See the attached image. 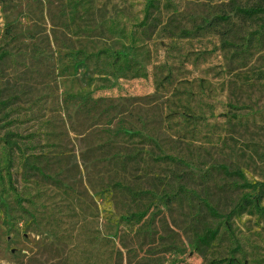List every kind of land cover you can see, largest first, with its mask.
Segmentation results:
<instances>
[{"label": "rangeland", "instance_id": "374dc122", "mask_svg": "<svg viewBox=\"0 0 264 264\" xmlns=\"http://www.w3.org/2000/svg\"><path fill=\"white\" fill-rule=\"evenodd\" d=\"M155 1L140 26L143 0H0V125L34 135L44 172L11 170L25 213L0 186V264L229 258L221 232L198 248L216 224L198 197L228 213L250 192L220 165L264 182V39L242 48L261 22L233 12L264 0ZM232 227L236 264H264V217Z\"/></svg>", "mask_w": 264, "mask_h": 264}, {"label": "trees", "instance_id": "16d2710c", "mask_svg": "<svg viewBox=\"0 0 264 264\" xmlns=\"http://www.w3.org/2000/svg\"><path fill=\"white\" fill-rule=\"evenodd\" d=\"M144 9H143V20L140 26L147 25L151 17V11L156 9L155 0H143ZM234 15L238 17L241 21H254L258 20L260 23L259 29L254 31V34L249 38L244 39L242 43L243 50L248 49L251 46V42L264 39V4H256L249 7H242L240 5H235L233 8ZM230 20L227 16L216 17L215 21L226 22ZM208 26H214L217 24L208 23ZM256 38V39H254ZM110 59H113L115 63L122 62L124 65H127V55L122 51H107L101 53ZM82 63L78 64L77 67H81ZM6 103L0 102V111L5 109ZM4 119H0V123ZM10 125L4 124L0 125V130H3L2 135V153L4 157L5 166L0 170V186L2 188V194L6 198L11 196L15 201L16 206L22 212H26L23 207L25 202L24 194L22 191H19L12 182L11 170L18 166L33 170L37 175H44L43 169L40 167L42 164L41 159L37 158L39 155H36L34 152L36 146L33 145L34 135H29L23 137L17 133L12 132L6 127ZM124 134L128 136H141L140 133L132 132L130 130H123ZM170 160L174 162L181 163L180 159H176L171 156L162 157V160ZM218 171L227 178H235L240 186L244 189L249 190V193L242 195L237 203L232 207L228 213L219 212L212 203L207 198H199L200 204L203 206L206 214L213 219L216 224L214 228H206L201 235L196 237L198 248L209 246L221 232L230 244L232 249L230 251L229 258L224 261V264H236L235 254L239 251V242L236 239L235 233L232 227V220L234 218L240 217L244 213H250L257 215L259 217H264V206H262V200H264V182H251L247 179L246 175L240 169H228L225 165H220L217 167ZM188 193L183 187L180 188V193ZM192 195H195V192H190ZM171 198L170 196H164V201L168 202ZM143 216V215H141ZM141 217H138V221Z\"/></svg>", "mask_w": 264, "mask_h": 264}]
</instances>
